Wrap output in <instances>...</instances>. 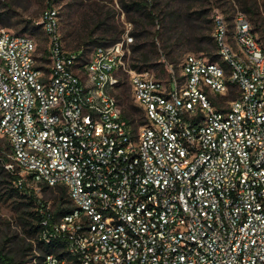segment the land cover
Segmentation results:
<instances>
[{"label": "built area", "instance_id": "built-area-1", "mask_svg": "<svg viewBox=\"0 0 264 264\" xmlns=\"http://www.w3.org/2000/svg\"><path fill=\"white\" fill-rule=\"evenodd\" d=\"M41 24L46 66L35 38L0 30L6 168L71 201L58 221L41 209L57 249L35 264H264V43L246 16L215 14L219 61L189 54L169 80L132 67L128 33L86 59L64 49L57 7ZM126 77L139 126L115 93Z\"/></svg>", "mask_w": 264, "mask_h": 264}, {"label": "trees", "instance_id": "trees-1", "mask_svg": "<svg viewBox=\"0 0 264 264\" xmlns=\"http://www.w3.org/2000/svg\"><path fill=\"white\" fill-rule=\"evenodd\" d=\"M21 1L0 0V27L14 29L18 24H22L20 21L15 22L19 17L17 7L20 6ZM234 1L237 3L234 5H238L248 17L258 39L264 43V4L261 3L264 0ZM58 2L59 0H50L43 15L50 8L56 7ZM106 3L107 0H76L75 3L68 6L70 8H77V10L70 16V22L64 25L61 13L59 12V31L66 51L82 52L85 55L86 51L91 47L111 46L123 39L125 35L124 30L115 21L117 11L114 10L115 8H107ZM119 3L122 6V10L126 12L128 21L134 26L131 35L135 45L131 46V52L132 54L140 55V58H136V61L142 64L138 65L131 60L132 67L144 71L148 69L145 65L154 59V55L161 56L164 53L166 56L171 57L172 53L166 52L169 49V43H171V37H167V34L170 35L173 29V22L171 20L173 11L170 10L169 2L164 3L162 0H119ZM227 17L226 19L228 20ZM196 18L198 20L195 21H203V24L199 22V26H197V32L199 35H202L197 42L199 44L213 42L214 52H216L214 37L206 35V30H204V25L212 23V20L207 18L205 10L198 11ZM26 23L27 25H25L22 31L36 35L38 33L37 30L43 29L48 46V37L44 31L43 24H38L32 29L30 25L33 23ZM208 29L209 31L212 30L210 27ZM158 43H162L163 45L164 52L161 54L158 52ZM198 49L203 53L202 55L209 57L212 62L219 61L216 53L215 55L209 54L208 50L202 47ZM121 86L119 85L118 88ZM126 97L127 93L125 92L122 96H117V98H122L121 100L124 101L126 110L123 113L125 118H129L131 123L138 120L140 125L144 124L145 117L143 110L138 105L127 102L126 99L128 97ZM10 152V143L6 138L0 136V185L6 187V200L13 201V210L18 216L23 236L21 238L15 236L16 246L9 248V250L6 247L0 246V264H25V257L36 249L42 254L50 253L57 249L56 245L45 246L40 239L44 230L41 209L46 208L47 203H50V213L53 221H58L71 211V201L69 200L67 190L63 187H42L39 193L44 192V194L49 193L52 195V202L40 198L39 195L28 187L30 176L24 170L17 167L14 171H9L6 168V165L10 161L8 158ZM22 177L27 181L23 186H18V180ZM55 189L59 190V192L56 191V194ZM33 240L37 241V243H34ZM34 244H37L36 249Z\"/></svg>", "mask_w": 264, "mask_h": 264}, {"label": "rangeland", "instance_id": "rangeland-1", "mask_svg": "<svg viewBox=\"0 0 264 264\" xmlns=\"http://www.w3.org/2000/svg\"><path fill=\"white\" fill-rule=\"evenodd\" d=\"M50 0H22L20 6L17 7V12L19 14L18 19L15 22H22V24H18L14 29L0 27V30L5 29L15 34H28L35 38L38 43V52L39 56V66H46L48 58V49H47V41L43 34V29L37 30L36 35H32L30 32H23L22 29L27 25L26 22H32L33 24L30 27L35 28L38 24L42 23L43 20V12L46 10L49 5ZM76 0H59L56 7L57 10L61 13V19L63 25L70 22V16L77 10V8H70L68 5L75 3ZM162 2H169L170 10L173 11V15L171 16V20L173 22V29L171 30L170 35L167 34V37H171V43H169V49L166 52H171V57L166 56L163 52L162 43L159 44L158 52L163 53L161 56L154 55V59L145 65L146 70L153 72L157 77L163 80H169V68L171 65H174L176 69H180L181 64L183 63L185 57L189 54L201 55L203 53L198 49L199 47L206 48L209 54L215 55L214 43L213 42H203L199 44L197 40L202 36L197 32V26H199V21L196 18V13L200 10L206 11V16L209 20H212V23L208 25H204L206 30V35L211 36L213 38L214 33V25L213 20L214 16L217 13L224 14L228 18L230 24H233V20L238 14H242L244 16L245 13L242 12L240 7L234 0H162ZM264 4L263 1H261ZM107 8H115L116 10V24L121 26V29L124 30V34H129L131 37V32L134 26L128 21V16L125 11L122 10V6L119 3V0H107ZM109 10V9H107ZM208 11V12H207ZM175 14V15H174ZM230 18V19H229ZM248 19V17L246 16ZM249 20V19H248ZM65 22V23H64ZM170 22V20H169ZM200 23L203 24V21ZM212 28L209 31L208 28ZM157 29V28H155ZM154 29V31H155ZM204 36V35H203ZM135 45L134 41L132 43ZM95 47H91L85 53L86 59H89L91 54L94 52ZM151 49V47H150ZM136 58H140L138 54H131V60L138 65H142L141 62L137 63ZM132 62V61H131ZM125 83L117 88L115 93L116 96H122L127 93L128 99H126L129 103H134L132 96V87L128 80L125 78ZM125 90V91H124ZM129 95V96H128ZM126 97V98H127ZM236 98V90L231 89L228 94L222 99L219 98V101L230 102ZM120 101V106L122 112H124V101L122 98H118ZM137 105V104H136ZM140 124L137 123L136 126ZM6 187L4 185H0V246L6 247L7 250L9 248H13L16 246L15 236L22 237L23 230L19 224L18 216L14 212V206L12 204L13 201L6 200ZM59 192L58 189H55ZM39 197L47 200L48 202H52V195L49 193L44 194V192L39 193ZM18 242V241H17ZM34 243L37 241L33 240ZM34 247H37V244H34ZM38 253L33 251L32 253H28L25 257V264H35L34 260Z\"/></svg>", "mask_w": 264, "mask_h": 264}]
</instances>
